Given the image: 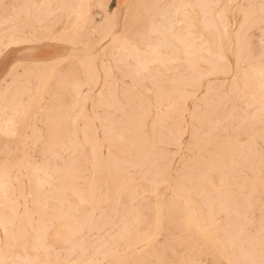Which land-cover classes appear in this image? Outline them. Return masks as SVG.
Instances as JSON below:
<instances>
[{
    "label": "rangeland",
    "instance_id": "obj_1",
    "mask_svg": "<svg viewBox=\"0 0 264 264\" xmlns=\"http://www.w3.org/2000/svg\"><path fill=\"white\" fill-rule=\"evenodd\" d=\"M11 1L0 0V47L12 35L40 39L74 27L75 15L59 9V0H49L50 11L40 0L29 1L27 17L11 10ZM131 1L101 0L106 10L121 13L123 29L115 36L103 34L106 14L95 0L82 16L97 72L79 64L80 44H53L62 58H71L59 69L72 68L90 97L71 110L69 121L36 140L21 122L23 113H15L16 135L7 142L0 136V166L19 174V184L44 172L58 153L65 162L73 156L75 168L68 179L75 192L68 184L62 203H54L44 220L37 219L33 198L23 207L0 195L6 203L0 214L16 212L8 231L27 241L26 249L7 250L2 264L35 256L43 264H264V0H250L249 8L243 0L246 12L236 10V0H214L213 25L206 28L195 9L190 36L203 44L204 57L174 64L152 61L145 22L138 19L145 5L128 8ZM241 36L246 47L240 51ZM36 47L30 42L4 53L3 88L14 63L40 62ZM110 55L105 72L103 59ZM135 63L151 71L134 74ZM28 87L23 104L39 90L35 76ZM57 131L64 148L53 144ZM70 142L74 155L66 151ZM28 189L36 192V184ZM8 192L13 196L11 187ZM197 204L210 235L187 224ZM35 244L39 249H32Z\"/></svg>",
    "mask_w": 264,
    "mask_h": 264
},
{
    "label": "bare ground",
    "instance_id": "obj_2",
    "mask_svg": "<svg viewBox=\"0 0 264 264\" xmlns=\"http://www.w3.org/2000/svg\"><path fill=\"white\" fill-rule=\"evenodd\" d=\"M29 1L34 2L36 0H12L10 3L11 10L24 14V16L27 17V11L30 6ZM92 1L93 0H77L75 1V5H73L71 0H59V9H70V11L75 15V24L70 33L65 32L63 34H56L49 31L43 38L40 39H28V36L24 38L23 36L17 37L18 35H12L6 41L1 43L2 47H0V58L8 49L12 50L13 48L20 47L21 45L34 42L36 46H38L35 48V50H38V53L36 54V58L34 60L40 61L36 64H33L32 62L25 63L23 60L18 61L16 64L12 63L13 65L7 71L6 75L10 77V82L4 88L2 87V84L6 77L1 78L0 136L4 137V140H6L5 142H7L8 138L14 137L17 133L16 127L17 123L20 121H18L15 117V113H23L24 117L21 122L27 124V126L31 128L30 136L36 140H42L44 135L50 132L49 129L52 125L59 128L61 122L66 124L71 117V110L79 105L80 102L85 103L89 100L90 97L85 96L82 93L81 87L83 84L75 80L72 68L71 70L69 68L66 71H64V69H59L61 63H64L71 58L68 56L62 58L61 54L54 50L55 45L53 44H67L70 46L80 44L81 49L83 50V59L79 60V64L86 66L95 72L98 71L97 63L95 62V54L90 50H86L88 47V37L91 33L88 31H82L81 26L82 16L89 10L90 5H92ZM133 1L134 0L131 1L130 5H128V8L132 5H145V11L139 15L138 19L145 22L144 24L146 25L147 33L149 35V39L151 40L149 45L151 47V51L155 54V59H152V61L156 60V58H163L164 61L169 64H174L179 60L190 63V59L192 57H204L203 44L197 46L190 36L192 34V20L195 18V16L191 15V13L195 11V9L199 11V21L203 27L206 28L213 25L210 10L212 7L211 3L213 4L214 0H169V4L166 6L165 3L164 5L162 4L164 0H135V3ZM236 1V10L239 12H246L247 7H245L242 3L243 0ZM48 2L49 0H40V3H46L45 9L50 11L52 9L49 8ZM93 4H96L100 10L105 11L106 16L101 26V30L105 36H115L119 30L123 29V26H121L120 11L116 15L115 12L111 13L109 10H106V4L102 3L101 0H95ZM251 5V1L249 0L248 8ZM221 14L222 11L218 12L216 14L217 17H215L219 18L221 17ZM3 22L4 20L0 18V23ZM239 40V48L241 51L246 46L243 43V36L239 37ZM258 49H260V47ZM53 50L55 52H53ZM125 56L126 58L129 57L127 54ZM110 57L112 58V55L105 56L103 59L102 69L105 72L111 70L108 66V61L111 59ZM135 66L136 67L132 73L137 75L142 74L144 71H151V67L149 65L144 66L143 63H135ZM33 76H35L39 82V90L35 93V95L32 94L29 97L26 104H23V97L27 94L30 95V87H28V84ZM106 77H108L107 74ZM50 81H53V86L51 88H49ZM47 94H49V98L45 99ZM37 123H40L41 125L38 126ZM59 134L60 133L58 131L55 133V141L53 144H59L62 148H64L63 145L65 144L58 140L60 137ZM5 144L8 145V143ZM6 147L8 148L9 146ZM67 150L71 151L74 155L75 142H70L69 146L66 148V151ZM9 151H11L10 148ZM72 154L70 156H72ZM61 155L58 153L51 163L45 164L44 172H41L36 177L28 176L22 184H19V174H15L13 171H10L7 166H0V195L7 198L8 202H12L23 207L29 204V198H33V206L35 207V210L39 211L37 214L38 220H44L47 216H52L53 204L57 202L62 203L64 197L63 192L68 184L69 186L71 185V183L68 182V179L71 178L70 180H72V178H75L73 156L72 159L68 156L70 162H65L63 161L64 158L62 159ZM66 159L68 160V158ZM32 182L36 184V192L28 189V187H30V183L32 184ZM20 186H25L26 189H19L21 188ZM10 187L12 188L13 196H11L8 192V188ZM71 188L73 192H75L73 185H71ZM5 204L6 203L3 202L0 203L1 206H4ZM195 208L197 212L196 217H187V224L199 227L200 232L203 235H210V231L204 224L205 217L203 209L199 204H197ZM15 214L16 212L14 211L11 216H6L5 213L0 214V226L5 234V237L0 239V242H4L3 246L0 244V264L5 262L4 257L6 256V251L13 249L15 245L22 249L27 248L26 240L22 239L18 242L16 237L14 238V234L8 231L9 229L7 228V225L12 224L15 221ZM6 217L8 218L7 220L5 219ZM160 220L161 217L158 215L157 222H160ZM36 239L40 240L41 238L39 237ZM32 249L37 250L39 248L35 244ZM103 256L107 257V254H104ZM116 258L119 259L120 257L116 256ZM43 263L44 262L36 259L35 256V258H22L20 264ZM84 264L91 263L84 261Z\"/></svg>",
    "mask_w": 264,
    "mask_h": 264
}]
</instances>
